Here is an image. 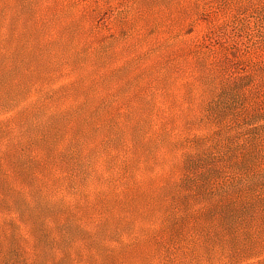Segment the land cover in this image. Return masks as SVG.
<instances>
[{"label": "rangeland", "instance_id": "rangeland-1", "mask_svg": "<svg viewBox=\"0 0 264 264\" xmlns=\"http://www.w3.org/2000/svg\"><path fill=\"white\" fill-rule=\"evenodd\" d=\"M0 264H264V0H0Z\"/></svg>", "mask_w": 264, "mask_h": 264}]
</instances>
